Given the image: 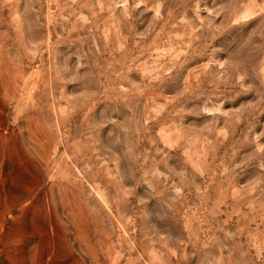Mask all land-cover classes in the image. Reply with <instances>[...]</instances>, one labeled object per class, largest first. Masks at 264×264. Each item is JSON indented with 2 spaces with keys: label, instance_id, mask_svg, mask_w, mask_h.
Wrapping results in <instances>:
<instances>
[{
  "label": "rangeland",
  "instance_id": "1",
  "mask_svg": "<svg viewBox=\"0 0 264 264\" xmlns=\"http://www.w3.org/2000/svg\"><path fill=\"white\" fill-rule=\"evenodd\" d=\"M0 264H264V0H0Z\"/></svg>",
  "mask_w": 264,
  "mask_h": 264
}]
</instances>
